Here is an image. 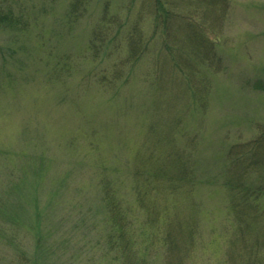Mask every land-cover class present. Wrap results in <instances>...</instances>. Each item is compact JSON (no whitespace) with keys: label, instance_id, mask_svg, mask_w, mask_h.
<instances>
[{"label":"rangeland","instance_id":"374dc122","mask_svg":"<svg viewBox=\"0 0 264 264\" xmlns=\"http://www.w3.org/2000/svg\"><path fill=\"white\" fill-rule=\"evenodd\" d=\"M72 1L7 0L27 27L0 29V264H121L102 244L99 183L107 177L134 203L130 170L140 163L147 175L155 151L145 154L142 137L161 93L173 92L181 120L174 141L195 142L186 153L197 177L201 241L188 264H264V224L256 239L228 248L238 216L224 181L228 161L237 173L224 152L264 129V0H163L176 17L172 51L165 35L152 38L157 10L149 0H85L75 19L67 13ZM133 45L141 50L134 54ZM116 71L121 78L112 81ZM246 173L245 186L259 188L254 209L264 215V186ZM164 197L170 213L188 209L181 193Z\"/></svg>","mask_w":264,"mask_h":264},{"label":"trees","instance_id":"16d2710c","mask_svg":"<svg viewBox=\"0 0 264 264\" xmlns=\"http://www.w3.org/2000/svg\"><path fill=\"white\" fill-rule=\"evenodd\" d=\"M84 1L73 0L70 3V9L67 12L69 18L75 19L83 14L85 11L82 8ZM149 1L156 5L157 10L154 18V29L152 26V38L156 34H163L165 35V48L174 49L171 36L174 37L175 15L165 7L163 0ZM212 2L215 6H218L217 0H212ZM80 8L84 10L80 12ZM184 22L185 25L196 28L191 22ZM26 27V20L14 12L7 0H0V29L18 32ZM174 39L176 40L175 37ZM185 39L190 41L188 34ZM202 39L201 43L198 42L196 54L198 58L203 47L207 44V41L204 38ZM132 43L135 44L136 41ZM131 49L134 54L141 50L134 45ZM113 75L112 81L120 80L121 73L119 71H116ZM185 86L186 88L193 87L194 92L198 88V85L194 84V80L185 81ZM161 90L163 91L162 87ZM161 97L164 98V104L161 101L155 103L147 136L143 134L142 137V142L147 143L146 146L142 145L145 154L147 155L153 149L155 158L149 160L146 165L149 167V170L146 171L147 175L144 174L145 165L143 164H137L134 170L130 168V176L135 188L131 193V196L134 197V203H126L121 196L122 194H118L116 183L110 182L107 177L102 176L99 183L100 203L105 209L104 215L106 218L104 229L108 230L102 236V244L106 245L108 252L114 253L115 261L121 264H155L157 255H160L159 264H188L194 241L196 239L201 241V234L199 236L196 229V225L199 223V207L197 201L192 198L197 177L191 175L193 161L186 153L195 142L190 138L184 141L186 144L182 147L174 141V136L181 128V120L178 112H176L179 95L173 92L167 97L165 93H161ZM162 104L163 106H161ZM161 128H164V130H160ZM158 129L160 133H157ZM183 136H186V133ZM162 146L164 148L161 150ZM260 150L263 156L260 160H257L255 154ZM224 153L227 154L228 159L237 162V173L234 174V172L229 171L228 161L227 172L229 175L224 179L227 187L228 206L238 216L237 228L233 231L232 237L228 239V248L235 249V244H242L245 241L256 239L258 233L254 229L261 230L259 225L264 224L263 213L255 211L252 201L254 198L259 197V188L256 184H247V186L244 184L247 181L246 172L251 170L257 175L260 185L264 186V129L260 130L257 138L244 144L237 143V146L228 149ZM248 190L250 193H245ZM174 193H181L186 197L185 204L188 209H182L179 206L172 213L168 211L167 203L169 201L164 195L171 196ZM148 194L149 197H147ZM37 199L39 197L35 195L33 201L38 202ZM165 199L166 202H163ZM237 202L239 203L236 204ZM88 208L94 209L93 206H87L84 210ZM68 210L72 211L74 209L69 208ZM46 215L47 213L44 211L41 219ZM37 217H40L39 211ZM67 217L70 218V212L67 213ZM12 219L13 221L17 220ZM185 223H187L186 226ZM24 228L30 230L28 226H24ZM41 236L39 235V237ZM141 237H144V239H141ZM43 240V237H41V240H36L34 255H37V249L42 248L41 243ZM141 243L145 244V252L141 250L140 254L137 248ZM260 243L261 241L257 240L253 243V246ZM233 252L234 250H229L227 254L231 255ZM255 262L256 259L250 264ZM30 264L38 263L36 259H33Z\"/></svg>","mask_w":264,"mask_h":264}]
</instances>
